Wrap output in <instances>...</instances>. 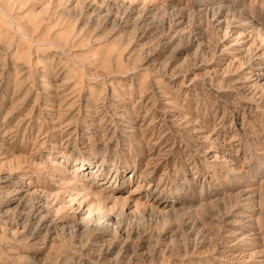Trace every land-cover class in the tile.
<instances>
[{"label":"rangeland","instance_id":"rangeland-1","mask_svg":"<svg viewBox=\"0 0 264 264\" xmlns=\"http://www.w3.org/2000/svg\"><path fill=\"white\" fill-rule=\"evenodd\" d=\"M109 1L0 0V264H264V0Z\"/></svg>","mask_w":264,"mask_h":264},{"label":"bare ground","instance_id":"bare-ground-1","mask_svg":"<svg viewBox=\"0 0 264 264\" xmlns=\"http://www.w3.org/2000/svg\"><path fill=\"white\" fill-rule=\"evenodd\" d=\"M106 1H108V0H106ZM112 1H113V0H112ZM112 1H111V2H112ZM117 1H118V0H117ZM109 2H110V1H109ZM111 2H110V3H111ZM113 2H115V0H114ZM113 2H112V3H113ZM206 3H207V4H206L205 6L203 5L204 8L206 9V11L209 10V11L211 12V14H210V13H209V14L212 15V17H215V18H218V17L220 18V16L223 15L224 13H225V16H226V15L228 14L227 12H229V10L232 9V7H230V5L227 6L228 4L225 5L226 3H221V1H220V4H217L216 6H214V5L211 6L212 4H210V1H209V0H208ZM113 4H114V3H113ZM197 4H198V3H197ZM166 5H167V4H166ZM168 5H169V3H168ZM170 5H171V4H170ZM231 6H232V5H231ZM166 7H167V6H166ZM164 8H165V7H164ZM172 8H175V7L172 6ZM172 8H171V9H172ZM179 8H180V7H179ZM202 8H203V7H202ZM204 8H203V9H204ZM177 9H178V7H177ZM185 9H187V8H185ZM205 9H204V10H205ZM178 10H179V9H178ZM180 10H181V9H180ZM195 10H196V9H195ZM200 10H201V9H200ZM200 10H199V12H200ZM233 10H234V9H232V13L235 11V10H234V11H233ZM236 10H237V9H236ZM172 11L174 12V11H176V10H172ZM183 11H184V10H183ZM183 11H181V12H183ZM173 12H172V13H173ZM187 12H189V11H187ZM201 12H202V11H201ZM201 12H200V13H201ZM230 12H231V11H230ZM184 13H185V12H184ZM189 13L191 14V11H190ZM203 13H204V12H203ZM177 14H178V12H177ZM171 15H172V14H171ZM179 15H180V14H179ZM181 15H182V14H181ZM205 15H206V14H205ZM205 15H204V16H205ZM174 16H176V12H175V15H174ZM183 16H184V15H183ZM201 16H202V15H201ZM223 16H224V15H223ZM223 16H222L221 19H223ZM228 16H229V15H228ZM179 17H180V16H179ZM177 18H178V17H177ZM215 18H214V19H215ZM224 19H225V17H224ZM218 21H220V19H218ZM214 22H215V21H214ZM222 23H223V22H222ZM224 24H225V22H224ZM227 24H228V23H227ZM219 26H220V25H219ZM226 26H228V25H226ZM226 26H225V27H226ZM220 28H221V27H220ZM222 28H223V27H222ZM225 29H227V28H225ZM223 30H224V28H223ZM224 31H226V30H224ZM16 189H17V188H16ZM34 196H37V195H34ZM31 197H33V196H31ZM24 198H25V197H24ZM33 198H34V197H33ZM21 199H22V197H19V202H18V203H21V201H23V200H21ZM31 199H32V198H31ZM35 199H36V198H35ZM32 200H33V199H32ZM27 201H29V200H27ZM33 201H34V200H33ZM41 201H42V200H41ZM29 202H30V201H29ZM36 202H39V201L37 200ZM34 203H35V202H34ZM35 204H36V203H35ZM32 205H33V204H32ZM30 206H31V205H30ZM38 206H39V205H38ZM43 206H44V205H43ZM23 207H24V206H23ZM25 207H26V206H25ZM41 208H42V207H41V205H40V206H39V209H37V211H39ZM21 210H22V209H21ZM30 210H31V209H30ZM19 211H20V210H19ZM25 211H26V210H25ZM28 211H29V210H28ZM31 211H32V210H31ZM33 211H36V210H33ZM43 211H44V210H43ZM39 212H40V211H39ZM39 212H37V213H39ZM18 213H20V212H18ZM23 213H24V212H23ZM26 215H27V214H26ZM35 215H36V214L33 212L32 216H35ZM42 215H43V213H42ZM20 216H21V215H20ZM22 216H23V215H22ZM22 216H21V217H22ZM32 216H31L29 219H32V220H33L34 217H32ZM40 216H41V215H40ZM40 216H39V217H40ZM108 216H109V215H108ZM39 217H38V218H39ZM22 218H23V217H22ZM25 218H27V216H25ZM25 218H24V219H25ZM38 218H37V220H38ZM87 218H88V217H87ZM16 219H17V218H16ZM35 219H36V218H35ZM83 219H84V218H83ZM107 219H108V218H107ZM40 220H41V219H40ZM42 220H43V219H42ZM86 220H87V219H86ZM16 221H17V220H16ZM16 221H15V222H16ZM20 221H22V220H20ZM23 221H25V220H23ZM23 221H22V222H23ZM35 221H36V220H35ZM110 221H111V220H110ZM22 222H21V223H22ZM73 222H77V221H73ZM106 222H108V224H109V221H106ZM106 222H105V223H106ZM31 223H32V222H31ZM34 223H35V222H34ZM71 223H72V222H71ZM84 223H85V222H84ZM110 223H111V222H110ZM36 224H37V221H36ZM46 224H47V223H46ZM18 225H19V224H18ZM22 225H23V224H22ZM24 225H25V223H24ZM34 225H35V224H34ZM63 225H64V224H63ZM67 225H68V224H67ZM67 225H66V226H67ZM72 225H73V224H72ZM32 226H33V225H32ZM73 226H74V225H73ZM75 226H77L78 228H81V226H82V225H81V222L79 221L78 223H75ZM86 226H87V225H86ZM20 227H21V226H20ZM45 227H46V225H45L44 223H42V225L40 224L39 227H35L34 230H32V233L30 232L31 235H29L28 238H30V236H32V237H35V236L38 237V236H37L38 233H41V232H42V229L45 228ZM69 227H71V226H69ZM23 228H25V227H23ZM32 228H33V227H32ZM64 228H65V227H64ZM66 228H67V227H66ZM71 228H72V227H71ZM82 228H84V226H83ZM82 228H81V229H82ZM48 229H49V228L47 227V228L45 229V231L42 233V234H43V239L47 237ZM57 229L59 230V228H57ZM22 230H23V229H22ZM26 230H27V229H26ZM69 230H70V228H69ZM63 231H64V230H62V232H63ZM70 231H71V230H70ZM66 232H67V230H66ZM71 232H72V231H71ZM74 232H75V231H74ZM79 232H80V231H79ZM50 233H51V232H50ZM56 233H57V232H56ZM81 233H82V232H81ZM42 234H41V235H42ZM65 234L67 235V233H65ZM39 236H40V235H39ZM41 238H42V237H41ZM41 238H39L40 240H39V239H38V240L41 241V242H44V241L41 240ZM36 239H37V238H36ZM44 240H45V239H44ZM99 242H100V241H99ZM101 243H102V242H101ZM106 244H108V243H106ZM100 245H101V244H100ZM99 247H100V246H99Z\"/></svg>","mask_w":264,"mask_h":264}]
</instances>
